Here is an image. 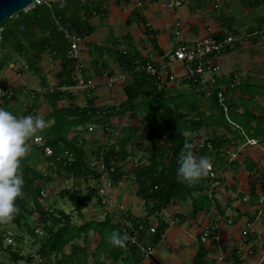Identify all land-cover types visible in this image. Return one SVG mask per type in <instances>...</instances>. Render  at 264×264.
I'll list each match as a JSON object with an SVG mask.
<instances>
[{
	"label": "crops",
	"instance_id": "1",
	"mask_svg": "<svg viewBox=\"0 0 264 264\" xmlns=\"http://www.w3.org/2000/svg\"><path fill=\"white\" fill-rule=\"evenodd\" d=\"M105 5L106 11L90 18L94 29L81 43V62L85 69L73 73L77 79L82 75L91 80L94 84L92 92L77 88V83L60 87L57 74L63 69V60L67 58L69 48L64 38V52L54 55V51L47 50L35 69L30 68L22 58L0 69V84L2 80L6 81L14 96L2 104L17 116L33 112L42 114L50 119V127L55 122L51 117L53 105L50 99L54 91L67 92L57 101L59 108L89 106L90 98H93L96 108L120 107L127 99L125 87L133 80L132 71L123 69L117 61L118 51L127 50L158 66L168 63L159 88L166 93L170 103L182 100L188 106V138H194V152L198 154L203 141L213 133L230 142L222 148L225 150L222 153H212L213 187L177 198L161 211L146 217L145 201L137 195L139 185L134 176L138 166L147 164L149 160V149L145 143L148 125L144 113L131 116L133 111L129 110L115 114L108 119L105 127L101 121L89 124L88 128L94 126L95 129L91 131L71 127L66 138L72 140L82 130L87 160L97 159L104 151L107 157H114L110 168L123 166L124 175L115 181L102 158L106 168L96 171L101 174L99 178L77 179L79 184L76 187L73 179H61L60 183L51 181L46 185L50 190L62 185L61 189L75 187L82 190V181L88 189L89 181L93 179L94 183L90 186L98 188L99 192L103 180L111 179V184L105 186V194L99 192L80 214L73 209L74 203L68 197L58 200L59 206H72L75 223L94 222L100 227L90 229L86 240L76 239L75 245L68 244L62 253L51 255L45 264H264V37L235 42L218 57L220 71L214 77L216 84L213 87L221 86L230 98L231 121L226 125H216L208 117L217 110L216 97L211 92L213 87L209 83L196 86L186 83L183 63L172 58V52L180 41L193 43L210 36L263 27L264 1L248 5L245 0H189L177 9H168L151 0L138 7L139 19L130 24L127 21L135 7L133 4L127 0H107ZM144 20L155 32L157 46L146 34ZM178 21L181 36L176 35ZM97 36H102V39ZM96 46L102 56H98ZM52 69L51 80L47 74ZM30 72L39 78L33 86L25 81L31 76ZM170 73L175 75L173 80L168 75ZM104 85L111 90L101 97L99 90ZM29 88L34 90L29 91ZM33 104L37 108L32 111ZM100 115L101 112L97 111L95 118L99 120ZM135 130L137 132L134 133ZM38 134L47 144V138L42 133ZM132 135L133 139L124 147L127 157L117 160L121 146ZM197 135L200 138H196ZM164 140L165 137H160L162 144ZM48 165L42 160L37 168L46 171ZM144 221L148 229L142 232L143 235L138 234L143 239L149 236L155 242L152 254L140 255L133 246L118 247L109 242L112 230L122 233L123 226L132 227L134 222L142 224L138 226L141 228ZM247 224H251L254 230L248 240L242 234ZM8 225L12 226L10 222L1 223L0 232L10 229ZM152 226L156 228L155 234L150 232ZM206 227L211 231L203 241ZM161 232L164 233L163 238L159 237ZM38 248L35 246L28 253L35 256ZM37 258L34 259L35 264L39 263Z\"/></svg>",
	"mask_w": 264,
	"mask_h": 264
},
{
	"label": "trees",
	"instance_id": "2",
	"mask_svg": "<svg viewBox=\"0 0 264 264\" xmlns=\"http://www.w3.org/2000/svg\"><path fill=\"white\" fill-rule=\"evenodd\" d=\"M48 1V3L36 5L27 11H20L17 15L15 14L13 17L1 22L0 27H3L4 30L0 36V69L7 66L11 61L16 62L19 58L25 59L29 67L35 69L42 61L47 50L54 51V55L64 52L66 41L54 24L55 16H62L63 20L68 21L73 28L89 35L94 29L90 18L100 15L106 11L107 7L105 5L107 0ZM127 1L132 4V0ZM248 5L255 4L248 3ZM137 19H139V12L136 6L132 10L127 24ZM144 24L150 41L157 46L155 32L147 26V21L144 20ZM8 46H11V49ZM97 50L98 56H100L101 50L99 47ZM14 52L17 57H14ZM117 61L123 69L132 71L133 79L125 87L127 99L120 104V107L96 108L93 104V98H90L89 106L79 107L75 105L71 108H59L57 101L67 92L54 91L50 94L53 105L51 117L55 119V122L52 127L46 129L42 134L47 138V144L52 147L53 154L45 156L41 146L28 140L30 142V152L22 158L21 163L24 194L22 197L17 198L16 203L20 210L10 222L17 229V232H15V237L18 239L16 247L12 242L5 244L8 238H12L10 229L0 232V254L3 252L7 255L10 264H19L20 261H25V264H27L34 260L32 253L26 256L23 254L22 243H30L33 247L39 246L36 253L40 256L38 264H45L46 260H50L51 255L55 254L57 256L62 253L68 244L75 245L74 241L76 239L85 238L86 240L90 229L95 226L100 227L99 223L94 222L75 223L72 218L74 217L73 213L66 212L62 206L58 205L59 199L68 197L74 203L73 209L80 214L89 201L99 194L98 188L93 186L88 185L85 193L75 188L79 184L77 179L99 178L101 174L90 167L91 160H87V152L84 147L85 141L81 135L82 130L72 140H67L66 134L71 127H82L83 131H87L89 129L88 125L97 121H101L105 127L111 116L121 112L132 110L131 116H136L140 112L144 113L148 125L145 143L149 149V160L147 164L138 166L134 176L139 185L137 195L145 201L146 217L161 211L162 208L177 198L190 195L194 191L200 192L204 191L205 188L213 187L212 181L215 180H212L214 179L211 177L212 171H209L208 177H204L200 182L192 185L187 184L177 176L176 170L179 157L185 149L186 142H190L194 148V138H188L187 130L190 123V113L188 106L182 100H175L173 104L170 103L165 97L166 93L163 92L162 88H159L160 82L148 74L146 71L147 65H156V63L151 60H143L137 54L134 55L127 50L118 51ZM80 64L82 66L81 71H83L85 66L83 62ZM76 71L75 63L65 58L63 69L57 74L60 87L75 85L78 79L74 77L73 73ZM184 81L193 86L200 84L185 79ZM218 88L219 86H215L211 91L216 97L217 110L208 117L213 119V123L216 125H226V122L231 121V118L229 112L226 114L219 104ZM226 96L230 111V98L227 94ZM170 100H172L171 97ZM36 108V104H33L32 111ZM97 111L101 112L99 120L95 118ZM32 114L36 113L33 112ZM200 116L203 117L204 114L201 113ZM135 132L137 131L135 130ZM160 137L166 138L165 143H161ZM196 138H200V136L197 135ZM131 139H133V135L126 139L125 144L121 146L120 154L116 155L117 160L121 161L127 157L124 147ZM229 142L230 140L223 138L222 135L213 133L212 136L203 141L198 154H206L212 158L213 152L222 153L225 151L222 148ZM65 150L72 153V158L65 155ZM97 158H103L109 168V173L113 174L115 181L122 179L124 171L121 168L123 166H117L113 172H110L111 161L114 157H107L106 153L102 151ZM42 160L49 164L46 171L37 168L38 162ZM61 179H73L75 187L72 189L62 188L56 196H53L52 189L51 194L46 185L51 181L60 183ZM262 187H264V184ZM52 197H55V199L49 202ZM105 223L108 222L105 221ZM134 223L135 225L133 224L131 228L140 232V235H143L142 232H146L148 229L145 221L144 226L141 228L138 226L142 224ZM122 233L124 232L122 231ZM127 245H129L128 241Z\"/></svg>",
	"mask_w": 264,
	"mask_h": 264
},
{
	"label": "built area",
	"instance_id": "3",
	"mask_svg": "<svg viewBox=\"0 0 264 264\" xmlns=\"http://www.w3.org/2000/svg\"><path fill=\"white\" fill-rule=\"evenodd\" d=\"M85 1V0H83ZM151 0H132V4L136 7H141L145 2ZM159 2L162 6L168 9H177L182 5L189 2V0H155ZM250 4H258L264 0H246ZM48 0H35L31 6L42 5L48 3ZM54 24L59 32L62 33L63 37L69 43V48L67 50V58L75 63V67L78 72H81V59H82V49L81 43L85 42L88 38V34L78 31L73 28L68 21L63 20L62 16L54 17ZM149 24V23H148ZM176 35L181 36V25L178 21L176 23ZM264 37V26L261 28H254L251 31H238V33L229 32L224 36H210L204 39H198L193 43H187L180 41L176 48L172 52V58L183 63L185 68L184 79L190 80L194 83L208 84L210 86L215 85V76L220 71V64L218 63L219 55L227 49L229 46L233 45L235 42H248L256 38ZM168 69V63L158 66L155 64H148L146 71L148 74L155 78L156 81L161 82L164 73ZM173 80L175 75L173 73L168 74ZM77 88L84 89L89 93L94 90V84L91 80H87L82 75H79ZM13 96V91L5 85L0 84V104L4 101L11 99ZM217 97L220 106L223 108L224 112L227 114L229 112V103L225 90L219 86ZM94 126H89V130H93ZM38 139L33 137L31 143L37 144L42 147L43 152L46 155H52L53 149L50 145L44 142L41 135L37 134ZM65 155L72 158V153L69 150H65ZM90 167L93 170H105L104 161L99 158L91 160ZM110 171H114V168H110ZM212 171V168L210 169ZM211 175L213 173L211 172ZM111 179L103 180V186L99 188L101 194H105V186L111 184ZM105 203V201H102ZM123 232L129 234L128 244L137 248L140 255H150L154 252L155 242L149 236L143 239L137 231H134L131 227L123 226ZM211 229L206 227L203 233L202 240L205 241L209 236ZM150 232L155 234L156 228L152 226ZM254 232L252 225L247 224V226L242 231L243 236L248 240L252 233ZM160 238L164 237V233L161 232Z\"/></svg>",
	"mask_w": 264,
	"mask_h": 264
},
{
	"label": "clouds",
	"instance_id": "4",
	"mask_svg": "<svg viewBox=\"0 0 264 264\" xmlns=\"http://www.w3.org/2000/svg\"><path fill=\"white\" fill-rule=\"evenodd\" d=\"M50 126V119L42 114L17 116L0 107V223L11 222L19 213L16 201L24 194L21 163L29 151L28 140L38 139L37 134ZM212 166L213 160L209 155L197 154L193 145L186 142L176 172L178 178L192 185L206 177ZM129 238L127 232L121 233L117 229L108 236L109 242L118 247H127Z\"/></svg>",
	"mask_w": 264,
	"mask_h": 264
},
{
	"label": "rangeland",
	"instance_id": "5",
	"mask_svg": "<svg viewBox=\"0 0 264 264\" xmlns=\"http://www.w3.org/2000/svg\"><path fill=\"white\" fill-rule=\"evenodd\" d=\"M30 8H32V6L31 5H29V7L25 10V11H27V10H29ZM17 15V14H16ZM98 37V39H102V36H97ZM8 48H10L11 49V46H8ZM13 55H14V57H17V54L14 52L13 53ZM48 65H50V63H48ZM46 67H47V62H46V65H45ZM45 67V69H47ZM54 69H52L51 71H48V74H47V78L48 79H51L52 80V76H53V71ZM30 77L28 78V77H26V79H25V81L27 82V85H29V86H33V85H35L34 84V82H38L39 81V78L37 77V75L36 74H34L33 72L31 73L30 72ZM2 84L3 85H5V86H8V84H7V82L6 81H4V80H2ZM118 86L120 85L119 83L117 84ZM9 87L11 88V86L9 85ZM114 88H117V87H114ZM120 88V87H119ZM121 89V88H120ZM30 90H34L33 88H29V91ZM109 90H111V89H109L106 85H104V86H102L101 88H100V90H99V94H100V96L101 97H105L106 96V94H108V91ZM29 91H28V94H29V96H31L32 97V94H30L29 93ZM21 98V97H20ZM0 107H4V108H7V106L6 105H4V104H2ZM95 130V129H94ZM92 132H94V131H92ZM96 132H100V130H97ZM92 183H94L93 182V179H91V181H89V186H90V184H92ZM63 186V185H62ZM61 186V187H62ZM61 187L59 186V187H57V188H54V189H52V191L54 190V192H53V196H56L57 195V193L60 191V189H61ZM81 191H83V192H86L87 191V185L86 184H84L83 183V181H82V186H81ZM50 193L52 194V192H51V190H50ZM48 194H49V192H48ZM53 199H55V197H52V198H50V200H49V202H51ZM96 201V199H94L93 200V202H95ZM60 206H62L64 209H66L68 212H71L72 211V206L71 205H69V206H66V205H60ZM71 209H70V208ZM92 208H93V206H92ZM92 208H90V209H92ZM75 218V217H74ZM8 227H10V231H11V235H12V238L10 237V238H8L6 241H5V244L6 243H11L12 242V244L16 247V245H17V241H18V239L15 237V232H17V229L12 225H8ZM14 233V234H13ZM23 234H25V233H23ZM26 236V235H25ZM26 238V237H25ZM22 244H23V246H22ZM21 244V246H22V252H23V254H25V256L26 255H28V254H30V253H28V252H30V250H32V248H33V245H30V243H22ZM19 245V244H18ZM39 247V246H38ZM33 253H35L34 251H33ZM36 256V257H35ZM35 256H34V259H36L37 257H38V255L37 254H35ZM1 258H2V260H0V264H10V260H9V258H8V256L7 255H3V254H1ZM37 260H38V262H40V258H37ZM19 264H25V261H20V263ZM32 264H35V262H34V260H33V263Z\"/></svg>",
	"mask_w": 264,
	"mask_h": 264
},
{
	"label": "water",
	"instance_id": "6",
	"mask_svg": "<svg viewBox=\"0 0 264 264\" xmlns=\"http://www.w3.org/2000/svg\"><path fill=\"white\" fill-rule=\"evenodd\" d=\"M35 0H0V24L20 11H25ZM0 27V36L3 32Z\"/></svg>",
	"mask_w": 264,
	"mask_h": 264
}]
</instances>
